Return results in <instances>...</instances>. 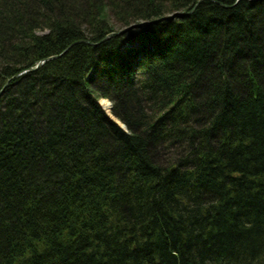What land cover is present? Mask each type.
Returning <instances> with one entry per match:
<instances>
[{"label": "trees", "instance_id": "trees-1", "mask_svg": "<svg viewBox=\"0 0 264 264\" xmlns=\"http://www.w3.org/2000/svg\"><path fill=\"white\" fill-rule=\"evenodd\" d=\"M0 264H264V0H0Z\"/></svg>", "mask_w": 264, "mask_h": 264}, {"label": "water", "instance_id": "water-1", "mask_svg": "<svg viewBox=\"0 0 264 264\" xmlns=\"http://www.w3.org/2000/svg\"><path fill=\"white\" fill-rule=\"evenodd\" d=\"M189 13H184V12H181V11H177L175 14H171L169 15L168 17H177V16H184V15H188ZM147 23V21H143L142 23L140 24H132V26L126 28V29H130L132 28L133 26H142L143 24ZM59 56L58 54L57 55H53V56H50L49 58L47 59H50V58H55ZM47 59H44V60H41L35 67L34 69L36 68H39ZM111 108H112V104H111ZM118 122V121H117ZM124 129H126V125L125 124H122L121 125Z\"/></svg>", "mask_w": 264, "mask_h": 264}, {"label": "bare ground", "instance_id": "bare-ground-1", "mask_svg": "<svg viewBox=\"0 0 264 264\" xmlns=\"http://www.w3.org/2000/svg\"><path fill=\"white\" fill-rule=\"evenodd\" d=\"M100 103L105 107V109L107 110V111H109V113H110V111H111V104H110V101L108 100V99H106V98H101L100 99Z\"/></svg>", "mask_w": 264, "mask_h": 264}, {"label": "rangeland", "instance_id": "rangeland-1", "mask_svg": "<svg viewBox=\"0 0 264 264\" xmlns=\"http://www.w3.org/2000/svg\"><path fill=\"white\" fill-rule=\"evenodd\" d=\"M110 104H112L111 103V101H110ZM105 108V107H104ZM107 111V110H106ZM108 113H109V111H107ZM110 116L112 117V118H114V119H116L119 123H121V121H119L115 116H113V114L111 113V111H110Z\"/></svg>", "mask_w": 264, "mask_h": 264}]
</instances>
